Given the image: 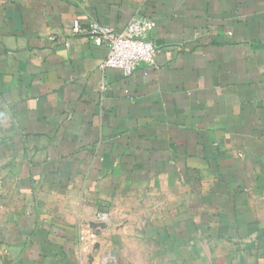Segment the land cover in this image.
<instances>
[{
    "label": "crops",
    "instance_id": "crops-1",
    "mask_svg": "<svg viewBox=\"0 0 264 264\" xmlns=\"http://www.w3.org/2000/svg\"><path fill=\"white\" fill-rule=\"evenodd\" d=\"M134 16L130 76L73 30ZM109 255L264 264V0H0V264Z\"/></svg>",
    "mask_w": 264,
    "mask_h": 264
},
{
    "label": "built area",
    "instance_id": "built-area-1",
    "mask_svg": "<svg viewBox=\"0 0 264 264\" xmlns=\"http://www.w3.org/2000/svg\"><path fill=\"white\" fill-rule=\"evenodd\" d=\"M154 23L141 16H134L125 29L93 24L85 27L75 21L74 33L89 34L98 46H104L108 54L101 67L120 69L130 76L141 66L155 67L160 49L149 39ZM147 74V73H146ZM98 264H116L112 255Z\"/></svg>",
    "mask_w": 264,
    "mask_h": 264
}]
</instances>
